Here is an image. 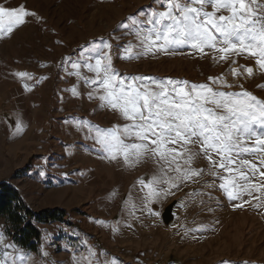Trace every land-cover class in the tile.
<instances>
[{
    "label": "rangeland",
    "instance_id": "374dc122",
    "mask_svg": "<svg viewBox=\"0 0 264 264\" xmlns=\"http://www.w3.org/2000/svg\"><path fill=\"white\" fill-rule=\"evenodd\" d=\"M19 5L40 19L27 17L11 34L0 35V180L17 188L32 209L59 207L66 217L38 225L42 232L38 253L13 245L0 221V238L9 249L7 264H104L113 258L116 264H264V204L257 208L252 201L234 208L250 198L244 194L242 200H228L219 189V179L208 174L210 165L203 153L191 167L204 174L195 181H182L171 189L174 194L154 202L149 214L143 205L146 190L141 191L138 180L158 176L162 181L158 190L164 191L169 184L163 181L176 173L165 174L162 163L153 158L134 166H125L122 157L105 158L78 121L103 129L127 121L119 112L100 107L98 96L89 99L93 89L71 68L82 48L103 38L113 45V66L122 76L193 83L221 77L232 85L224 90H246L264 100V71L256 58L244 53L220 61L213 59L218 53L211 49L202 55L187 45L166 54L121 58L126 55L124 46L139 43L134 26L125 29L121 23L131 24L127 18L133 15L146 20L147 13L164 10L159 0H0L6 8ZM234 67L241 68V75H231ZM246 67L253 68L252 75L243 72ZM19 72L30 78L15 75ZM79 72L81 77L95 78L83 66ZM190 147L200 152L198 143ZM244 158L259 165L256 158ZM213 183L215 187L207 186ZM170 204L172 216L166 221L162 211ZM4 261L5 255L0 264Z\"/></svg>",
    "mask_w": 264,
    "mask_h": 264
},
{
    "label": "snow or ice",
    "instance_id": "6c2138e0",
    "mask_svg": "<svg viewBox=\"0 0 264 264\" xmlns=\"http://www.w3.org/2000/svg\"><path fill=\"white\" fill-rule=\"evenodd\" d=\"M159 2L164 10L147 13L146 20H138L133 15L127 18L131 24L121 23L120 27L125 29L134 26L139 41L135 46H124L122 52L126 55L121 58L166 54L187 45L202 55H207L205 50L211 49L218 53L213 59L220 61H228L232 54L247 53L256 58V65L264 71V0ZM209 7L211 11L207 10ZM224 10L227 15L222 14ZM30 16L37 21L40 19L24 5L11 9L0 6V35L5 31L11 34ZM112 47L109 41L101 38L100 43L82 48L78 60L71 62V68L76 70L72 74L93 89L88 93L89 99L98 96L100 107L119 112L127 122L107 129L91 125L87 120L78 123L88 129L90 138L96 141L105 158L122 157L125 166L153 158L162 163L165 174L176 173L163 181L169 184L164 191L158 190L162 183L158 176L147 182L138 180L141 191L146 190L143 205L149 214L153 213L151 205L154 202L174 194L171 189L178 188L182 181H195L204 174L203 169L191 167L200 153L210 165L208 174L219 179V189L228 200H242L244 194L250 198L234 204V208L252 201L257 202L253 205L257 208L264 204V100L246 90H224L232 85L221 77H209L211 83H193L170 77L122 76L113 66ZM81 66L95 73V78L81 77ZM242 70L249 76L253 73L252 67ZM230 72L237 77L241 75V68H231ZM15 75L29 77L26 72ZM24 87L28 89L29 86L25 84ZM71 91L77 94L75 87ZM15 128L17 132L22 130L19 122ZM197 143L199 153L190 147ZM245 156L258 159L259 165ZM221 172L226 174L221 175ZM93 222L106 225L105 221ZM112 230H117L115 225ZM4 255L3 264H7L8 253ZM104 264H116V260L113 258Z\"/></svg>",
    "mask_w": 264,
    "mask_h": 264
},
{
    "label": "trees",
    "instance_id": "16d2710c",
    "mask_svg": "<svg viewBox=\"0 0 264 264\" xmlns=\"http://www.w3.org/2000/svg\"><path fill=\"white\" fill-rule=\"evenodd\" d=\"M65 217V211L59 207L32 209L25 203L17 188L5 180H0L2 232L13 245L26 252L38 253L42 238L38 225L62 221Z\"/></svg>",
    "mask_w": 264,
    "mask_h": 264
},
{
    "label": "water",
    "instance_id": "95a60500",
    "mask_svg": "<svg viewBox=\"0 0 264 264\" xmlns=\"http://www.w3.org/2000/svg\"><path fill=\"white\" fill-rule=\"evenodd\" d=\"M172 207H173V205L170 204V205L164 207V209H163V211H162V216H163V218H164L166 221H169V219H170L171 216H172V213H171V211H172Z\"/></svg>",
    "mask_w": 264,
    "mask_h": 264
},
{
    "label": "built area",
    "instance_id": "2783aa9c",
    "mask_svg": "<svg viewBox=\"0 0 264 264\" xmlns=\"http://www.w3.org/2000/svg\"><path fill=\"white\" fill-rule=\"evenodd\" d=\"M5 252H9V249L5 245V243L0 239V257L5 254Z\"/></svg>",
    "mask_w": 264,
    "mask_h": 264
}]
</instances>
